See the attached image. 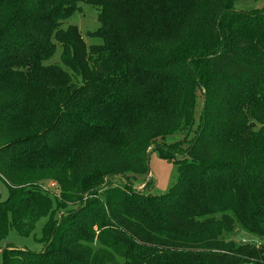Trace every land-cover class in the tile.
Returning <instances> with one entry per match:
<instances>
[{
	"label": "trees",
	"instance_id": "obj_1",
	"mask_svg": "<svg viewBox=\"0 0 264 264\" xmlns=\"http://www.w3.org/2000/svg\"><path fill=\"white\" fill-rule=\"evenodd\" d=\"M238 1L0 0V244L47 219L2 264H264L232 240L264 237V8ZM80 5L98 44L63 26ZM151 146L161 195L128 183Z\"/></svg>",
	"mask_w": 264,
	"mask_h": 264
},
{
	"label": "rangeland",
	"instance_id": "obj_2",
	"mask_svg": "<svg viewBox=\"0 0 264 264\" xmlns=\"http://www.w3.org/2000/svg\"><path fill=\"white\" fill-rule=\"evenodd\" d=\"M235 9L238 10H252V9H263L264 0H239L234 5ZM75 26L83 38L86 46L100 43L98 39H91L86 34L93 32L98 28L97 13L95 10L86 5H80V8L74 12L67 21L64 22L63 26ZM59 46H56L54 55L52 58L45 63H59ZM201 106L200 97L197 96V116L199 108ZM162 144H171L175 142V139L168 138L163 141H159ZM164 142V143H163ZM146 165L147 172L144 175L135 176L134 179L128 180L131 188L138 192L150 193L152 195H161L167 192V190L175 183L177 174L176 166L171 162L161 158L156 151L154 146L149 147L146 150ZM123 179L116 177L112 179V183L119 186ZM56 182L48 180L42 183V188L51 195V197L59 198L58 191L56 190ZM57 196V197H55ZM7 197V188L3 182L0 181V199L5 200ZM63 217L62 213L57 215V219L60 220ZM47 219L40 218L36 223L33 231L28 236H20L15 232L14 229H10L7 233L5 241L0 244V252L4 247L10 246L14 249H25L30 252L39 253L45 242H37L41 235V228ZM232 240L235 243L241 244H254L256 246H264V237L257 238L251 237L237 228L234 233ZM0 264L1 255H0Z\"/></svg>",
	"mask_w": 264,
	"mask_h": 264
}]
</instances>
